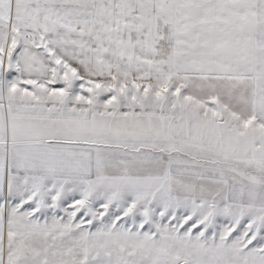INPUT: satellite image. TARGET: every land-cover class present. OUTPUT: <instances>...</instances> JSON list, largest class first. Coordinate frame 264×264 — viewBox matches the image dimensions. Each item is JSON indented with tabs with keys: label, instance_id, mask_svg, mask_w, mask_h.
<instances>
[{
	"label": "snow or ice",
	"instance_id": "1",
	"mask_svg": "<svg viewBox=\"0 0 264 264\" xmlns=\"http://www.w3.org/2000/svg\"><path fill=\"white\" fill-rule=\"evenodd\" d=\"M0 264H264V0H0Z\"/></svg>",
	"mask_w": 264,
	"mask_h": 264
}]
</instances>
